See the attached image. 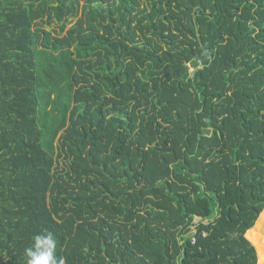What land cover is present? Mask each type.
Listing matches in <instances>:
<instances>
[{
  "label": "trees",
  "instance_id": "trees-1",
  "mask_svg": "<svg viewBox=\"0 0 264 264\" xmlns=\"http://www.w3.org/2000/svg\"><path fill=\"white\" fill-rule=\"evenodd\" d=\"M77 8L0 0V264H264V0Z\"/></svg>",
  "mask_w": 264,
  "mask_h": 264
},
{
  "label": "clouds",
  "instance_id": "clouds-1",
  "mask_svg": "<svg viewBox=\"0 0 264 264\" xmlns=\"http://www.w3.org/2000/svg\"><path fill=\"white\" fill-rule=\"evenodd\" d=\"M55 252L56 240L54 235L45 229L34 235L31 245L24 249L26 264H57Z\"/></svg>",
  "mask_w": 264,
  "mask_h": 264
},
{
  "label": "rangeland",
  "instance_id": "rangeland-1",
  "mask_svg": "<svg viewBox=\"0 0 264 264\" xmlns=\"http://www.w3.org/2000/svg\"><path fill=\"white\" fill-rule=\"evenodd\" d=\"M86 0H77V14L70 16L67 18V25H66V30H68L71 26H73L80 18L82 14V10H80L81 6L84 4ZM56 19H53L49 25H42L45 29L49 30L53 36L55 37H63L65 35L64 32H60V25L61 22L55 21Z\"/></svg>",
  "mask_w": 264,
  "mask_h": 264
}]
</instances>
